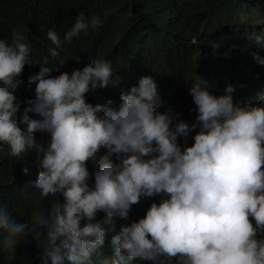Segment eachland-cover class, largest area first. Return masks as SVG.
Returning a JSON list of instances; mask_svg holds the SVG:
<instances>
[{
	"label": "clouds",
	"instance_id": "obj_1",
	"mask_svg": "<svg viewBox=\"0 0 264 264\" xmlns=\"http://www.w3.org/2000/svg\"><path fill=\"white\" fill-rule=\"evenodd\" d=\"M190 1L201 6L184 20L185 39L224 44L211 65L239 51L264 76L259 0ZM124 6L0 0V161L2 150L11 167L32 153L24 184L46 202L30 218L0 202V244L16 243L17 255L25 239H46L43 264H264V78L243 105L232 85L215 95L202 76L190 79L198 114L194 143L182 148L190 129L168 102L184 65L145 26L166 22L158 36L178 44L182 31L160 16L177 13L147 0ZM156 195L166 198L146 210L144 197Z\"/></svg>",
	"mask_w": 264,
	"mask_h": 264
},
{
	"label": "trees",
	"instance_id": "obj_2",
	"mask_svg": "<svg viewBox=\"0 0 264 264\" xmlns=\"http://www.w3.org/2000/svg\"><path fill=\"white\" fill-rule=\"evenodd\" d=\"M78 5H85V3L90 6H96L101 0H74ZM105 7H108V13L113 12H123L126 11L124 6L127 0H102ZM152 3H157L160 5V13H168L172 8L177 13V19L174 21H168L165 17L160 15L168 24L173 23V27L176 28L177 33L180 32L185 18L190 17L195 14L197 10L200 9L201 4L192 3L190 0H147V8L150 9ZM258 5L261 8V12H258V18H264V0H259ZM257 7V5H256ZM153 9V8H151ZM197 14L194 15L196 17ZM166 24V22H159L156 25ZM211 20H207V29L210 30L217 27L216 24L212 23ZM147 29H150V35L155 36L157 45H164L170 49H173L171 52L176 55L177 61L183 66L184 65V75L186 78L183 79L184 85L186 83V88L182 83L178 86V91L176 96L172 97L169 100V104L172 105L175 110L174 123L178 121L186 122L189 126L190 131L187 134H180L178 136V143L183 148L185 145V140H187V145L191 146L194 143L193 137L195 132L191 131V126L196 122V105L193 102V99L189 93V89L192 85L190 79H194L197 75L202 76L209 84V91L215 95H223L224 89L228 85L234 86L235 91L232 93L233 102L235 104L243 105L244 98L250 96L255 85L258 84V81L264 76L260 75V70L262 69V63L256 61L252 62L250 59H241L240 52L235 51L232 53H221L217 55L219 60L211 65L214 62L215 52L220 53L222 49L225 48L224 44H219L218 49L210 46L209 44L197 49L194 44L190 43L186 37V31H182V38L180 41H177L178 44L172 42H165L166 38L158 36L159 31L156 28V25L152 23L149 24V21L146 19L145 26ZM214 25V26H212ZM142 28V27H141ZM244 31V29H241ZM240 31V32H242ZM248 31V30H247ZM229 43V41H225ZM245 54V53H243ZM211 69L213 71H209ZM239 78V80H237ZM121 97V96H120ZM120 97L114 99V103H122ZM160 112H167V107L162 106L158 109ZM184 114L186 117H184ZM199 128L196 129L198 131ZM43 132V136H45ZM5 149H9V146L6 144ZM38 152L42 155L41 149L38 146ZM3 161H0V187H4L6 190V196L2 198L0 202L3 203H17L20 207V215L27 216L28 218L32 217V210L35 207H39L40 210L46 205L44 199L40 198L38 194L30 190L25 184V174L23 168L27 166L30 161L32 153H29L25 158L22 159L19 164L21 166L11 167L5 161L8 153L5 150H2ZM43 157V156H42ZM116 163L119 162V157L115 154ZM30 168L28 169V171ZM20 194V195H19ZM166 198L162 195H156L154 197H144V208L149 209L152 203H160V201ZM63 202V198L60 194H56L53 206ZM252 219V218H250ZM253 224H255L254 219H252ZM129 221H126V225H130ZM259 239H264V233L258 234ZM3 237H0L2 241ZM42 244V251L38 250L37 243ZM46 239L39 238L37 236H31L24 240L23 245L20 248V253L16 255L17 244L15 243L12 248L4 247L0 244V264H43L42 256L44 252V244ZM26 250L30 251L31 256L26 257ZM16 255V256H15ZM162 259V258H161ZM14 260L16 263H11ZM176 262L174 260L173 264ZM171 263V262H170ZM49 264L51 261L49 260ZM65 264L69 262L65 261ZM133 264H159V261H150V260H140L137 258L133 261ZM169 264V262H166Z\"/></svg>",
	"mask_w": 264,
	"mask_h": 264
}]
</instances>
